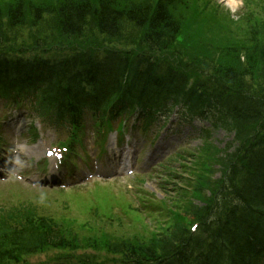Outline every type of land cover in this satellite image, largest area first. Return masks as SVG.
<instances>
[{"label": "trees", "instance_id": "1", "mask_svg": "<svg viewBox=\"0 0 264 264\" xmlns=\"http://www.w3.org/2000/svg\"><path fill=\"white\" fill-rule=\"evenodd\" d=\"M179 4L184 3L182 0L3 1L0 3V50L4 52L6 44L14 41H34L35 46H52L56 50L69 44V47L77 46L79 49L101 50L117 43L122 48L136 46L151 52L160 51L177 45L180 40L182 26L174 15ZM243 13L245 14L239 22L249 25L257 13L260 16V25L247 26L249 38L245 44H235L236 40L232 44L226 41L227 44L223 43L221 50L223 54H229L227 58L231 60L241 61V56H244L248 58L247 63L256 62V66L248 63L242 72L235 68H223L224 72L216 71L212 66L205 67V62L198 64L186 53L190 51L194 54L193 51L196 50L189 38H185L184 45L182 43L186 59H191L205 70L200 76V83L211 98V108L218 115V123L229 133L235 134L237 143L246 145L236 153L228 154L225 160L218 159V164L224 167L225 173L228 169L237 167L235 171L230 170L228 176H224L229 177L226 181L225 178L222 181L225 187L230 188L226 193V206L217 205L215 210L212 209L219 216L215 218L217 224L214 235L206 230L209 225H202L205 235L201 241L204 243L209 240L210 245L193 244L188 239L184 240L185 264H255L251 263L253 257L263 252L258 243L262 242L260 238L264 232V0L247 2ZM214 18L223 21L222 17ZM225 28L227 30L223 34L228 39L235 30L233 27ZM57 34L67 44L56 43L54 36ZM80 51L77 49L72 53ZM101 52L105 55L99 59L88 52H81L68 60L53 64L31 63L34 68L25 67L22 61L6 64L4 60L8 59L7 54L0 53V101L14 105L30 101L33 110L40 117L58 124L68 123L73 127L80 126L79 115L86 106L95 110L105 106L100 120L113 122L115 104L120 96L119 92H115L118 76L114 67L134 65V62L122 59L124 52ZM194 56L196 57L195 54ZM8 64L14 65L12 69ZM80 68L88 76L84 80V75L79 72ZM211 70L215 74H210ZM10 71L15 75L14 80L8 78ZM107 71L110 74L108 78L104 77ZM62 73L73 75L72 85L68 86L78 90L79 93L75 96L69 97L62 88ZM3 77L8 78V82ZM100 80L107 85L106 92L99 93ZM256 80L262 82L259 91L254 89ZM90 87L101 98L89 100L87 93H92L89 92ZM180 92L191 93L185 91L184 86L180 87ZM194 95H199L198 89H194L190 97L194 98ZM140 98L138 95L131 96L127 103L133 105ZM197 162L199 165L193 167V172L189 175L196 179L195 190L205 187L213 174V170L206 163L200 166V160ZM37 209L33 205H0V264L49 249L63 252L67 250L66 254L56 256L54 264L95 263L90 254L86 255L88 260L82 257L78 262L71 260L79 247L77 238L71 235L72 230L64 228L71 224H58L49 216L40 214ZM207 212L209 208L195 210L198 216ZM170 232L177 237H187L183 225L172 228ZM162 233L152 241H149L152 238L143 239V236H120L105 243L109 241L106 247L111 248L112 253L121 256L128 264H142L148 261L149 255L159 250L170 251L167 241L162 240ZM105 239L102 237L101 241ZM90 242L97 245L95 240ZM88 247L89 245L86 246V251ZM213 255L217 257H208ZM177 258L178 256L173 255L172 259L174 261Z\"/></svg>", "mask_w": 264, "mask_h": 264}, {"label": "rangeland", "instance_id": "2", "mask_svg": "<svg viewBox=\"0 0 264 264\" xmlns=\"http://www.w3.org/2000/svg\"><path fill=\"white\" fill-rule=\"evenodd\" d=\"M3 1L9 2L10 0H0V3ZM183 3L184 4H179L174 13L178 21L181 22L182 29L179 36L181 41L178 40L177 45L168 47V49L175 52V57L187 53L191 55V58L195 59L198 64L205 62L208 67L212 66L216 71L222 70L223 72L226 68H235L242 72L243 68L248 63L253 66L257 65L256 62L252 61L247 63L248 58L241 56V54H238V56L242 57L241 61L239 59L231 60L227 58L229 54H223L221 50L223 43L227 44L226 41H230L232 44L236 40L237 43L235 44H245V41L249 38L247 34L249 29L247 26H257L260 23V16H258L257 13L252 18L249 25H245L243 22L238 21L237 15L243 7L242 0H183ZM226 12L232 14V17L228 16ZM200 13H203L204 16L199 15ZM214 17H222L223 21L222 19L217 20ZM220 21L222 22L220 23ZM224 26L228 28L233 27L235 30V33L228 39H226V36L223 34V32L227 30ZM185 38H189L193 48L196 49L193 52L197 58L190 51L185 53L182 46V43L183 45L185 44ZM54 39L56 43L67 44L63 41L65 39H62L58 34L54 36ZM178 47L183 51H180ZM45 51L46 49H43V52ZM173 52H170V56L174 59ZM36 55H40L43 58L55 56L53 51L42 53L37 50L36 53L31 54V57L33 58ZM208 59L212 60L209 61ZM260 82L256 80L254 83V89L257 91H259L262 86V82ZM19 113L20 112H17L16 115L13 116L14 119L18 116L20 121L15 132L14 130H10L9 126H7V128L2 127L1 129L4 134L2 139L4 144L0 147V150L3 154L11 156L7 164L11 166L17 164L18 167L16 176L8 177V180L11 182L7 181L9 183L6 184L0 182L1 185H11L12 187V190L0 187V204H7L10 202L12 198L7 197L11 193L14 195V199L19 202H33L41 205V213H46L54 217L58 224L59 222H68L67 220H60L61 216L67 219L70 217L76 219V224L68 222L75 226L67 224L64 227L65 229L76 228L77 223H84V225L88 223L91 227L87 226L86 230L90 229L94 232H90L89 230L85 232L94 239H99L101 236L104 238L120 237V235H124L125 233H133V236L135 232L138 231L146 232L150 228L156 229L158 226L153 223L152 219H154L160 210H154L155 214L153 213L152 216H150L148 212H143L141 215L139 214L134 223L131 219L126 218L127 216L124 214V212L127 211L126 207L128 205L126 204L131 203L133 209H135L134 207H139V209L142 208L147 210L149 204L145 203L146 196L153 195L158 202L165 198L168 200L172 199L174 190L171 186L165 185V179L162 178H165L166 171L162 166L167 168L169 172L174 171V175L182 178H185L187 170H192V166L197 167L199 165L197 160H200V166H204V163H206V165L210 167V170H213L221 147H224L226 143L233 140L231 135L221 130L212 131L210 133L211 138L205 140L199 135V127H197L199 124L186 123L181 115L170 120L167 124V128L160 132L159 138L155 142H153L154 136L152 134L141 136L136 131L135 127H133L132 123H128L125 128L126 132L124 137L131 138L132 141H137V143H139L138 148L145 150L144 154H142L143 158H146L150 149H155L157 145H160L161 141L165 143L170 142L173 147H171L170 151L162 156L160 160L151 165L150 171L139 169L138 175H142L138 177L128 178L126 175H122L103 179L96 175L95 177L86 178L85 182L82 183L80 179H84L89 171H96V168L93 167L92 164H94L95 160H98L97 157H95L97 155L96 150H94L93 134L95 131L92 127L94 122L89 119L83 127L85 130L78 133L76 136L77 141H84V143L82 148L78 147L76 149L78 151V156L71 157V161L68 162L74 163V166L68 164L72 172L70 175L63 178V182L66 181L69 184L78 180L77 185L79 187H75V189L72 184L64 189H59L57 187L41 188L35 186H33L34 188H30L26 185H28V181L31 178L37 180H41L42 178L41 166L38 164L39 160L37 157H41L42 154L45 156L44 152L46 150H51L52 147H56V144L62 141V139L53 131L41 128L38 123L33 125L25 110L21 112L22 117H20ZM7 116L8 112L6 109L0 107V120H2L3 123L8 124L10 122ZM35 136H37L36 140H34ZM164 136H166L167 139H163ZM18 144L21 146L16 148ZM14 148L15 151L21 149L19 153L24 154L23 157L21 155L15 156L12 153ZM194 151L195 157L193 156ZM178 152H188L191 157H193L190 158L189 163L186 164L187 169L185 172L182 170L183 163L179 164L174 161L177 160L175 156ZM200 153L203 155L198 159ZM91 157H95V160L93 161L90 159ZM103 159L104 158H101L100 160ZM86 164L90 166L89 171L86 170ZM158 172H161V174L159 175ZM98 179L102 182L97 181ZM140 184H142V186ZM20 188H22V190H20ZM35 188H40V190ZM6 191L9 193L6 194ZM104 201L109 202L103 203L102 205ZM138 202L141 203V206ZM81 203H83L84 206H80ZM111 203L113 204V208L109 213L111 216L115 217L113 223L108 224L101 221L100 218L97 219L92 216L93 211L90 210L91 207L93 209H101L108 205H112ZM46 208L51 211L50 214L47 213L48 211ZM178 211L180 210L174 208V220L178 218L176 215L179 213ZM98 214L99 212L97 211L96 215ZM141 217H144V223L149 224L147 227L142 226V228H138L142 223ZM167 220L172 221L171 219ZM76 232L77 231L72 229L73 234ZM145 238L146 237H143V239ZM78 245L79 248L75 253V258L85 256V253H83V250L80 248H85L86 245L83 243H78ZM61 252L59 253L64 255L67 253V250L63 253ZM55 257V253L49 252L40 256H35L31 258L29 262L31 264H47L52 262Z\"/></svg>", "mask_w": 264, "mask_h": 264}, {"label": "bare ground", "instance_id": "3", "mask_svg": "<svg viewBox=\"0 0 264 264\" xmlns=\"http://www.w3.org/2000/svg\"><path fill=\"white\" fill-rule=\"evenodd\" d=\"M163 151L162 148L157 149V151H153L150 155H149V159L150 158H157L159 157L160 153Z\"/></svg>", "mask_w": 264, "mask_h": 264}]
</instances>
